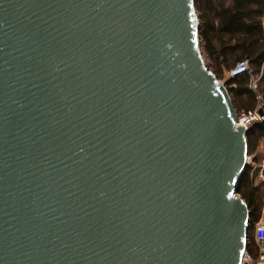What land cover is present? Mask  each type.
<instances>
[{"label":"water","instance_id":"95a60500","mask_svg":"<svg viewBox=\"0 0 264 264\" xmlns=\"http://www.w3.org/2000/svg\"><path fill=\"white\" fill-rule=\"evenodd\" d=\"M200 37L196 0H0V264H243L248 130Z\"/></svg>","mask_w":264,"mask_h":264},{"label":"trees","instance_id":"16d2710c","mask_svg":"<svg viewBox=\"0 0 264 264\" xmlns=\"http://www.w3.org/2000/svg\"><path fill=\"white\" fill-rule=\"evenodd\" d=\"M196 10L201 23L203 51L215 63L213 73L220 80L223 68L232 70L240 62H249L250 72L231 79L225 86L235 99L233 104L237 112L256 109L257 93L249 87L254 73H260L264 64V0H196ZM257 91L263 101L264 74ZM247 138L251 155L258 141L264 139V124L253 125ZM254 174L248 165L237 192L248 205L251 228L260 220L264 194V184L255 185ZM252 247L258 251L254 235L250 234L248 252L252 253Z\"/></svg>","mask_w":264,"mask_h":264},{"label":"built area","instance_id":"2783aa9c","mask_svg":"<svg viewBox=\"0 0 264 264\" xmlns=\"http://www.w3.org/2000/svg\"><path fill=\"white\" fill-rule=\"evenodd\" d=\"M248 72H250L249 62L243 61L229 71V77L233 79ZM251 86L253 89H257V81L252 80ZM263 105L264 103H260L254 110L237 112V126L243 127L249 131L255 124H264V115L259 114V110L262 109ZM248 163L249 165L252 163L251 158H248ZM258 169V174L255 177V185L257 186L264 184V161ZM253 235L258 248V261L254 263L252 256L246 253L243 264H264V222L259 221L253 226Z\"/></svg>","mask_w":264,"mask_h":264},{"label":"rangeland","instance_id":"374dc122","mask_svg":"<svg viewBox=\"0 0 264 264\" xmlns=\"http://www.w3.org/2000/svg\"><path fill=\"white\" fill-rule=\"evenodd\" d=\"M202 50H203V48H202ZM203 53H204V51H203ZM204 59L206 61V64L208 65V67L211 69V71L212 72L216 71L215 63L213 61H211L210 59H208L206 57L205 53H204ZM222 82L224 83V81H222ZM249 158H251V160H252V163L250 164V166L253 168V171H255V174H254V177H253L254 178V182H255V179H256L255 177L258 174V170H259L258 168H256V170H255V166L256 167H260L262 165V162L264 161V139H261V140L258 141L257 146L255 148V151L251 155H249ZM263 205H264V194H263ZM259 221L264 222V209H263V206H262V211H261V216H260V220ZM250 234L251 235L253 234V228H251ZM247 253H249L252 256L254 263H257V261H258V251L255 250V248H253L252 249V253L248 252V250H247Z\"/></svg>","mask_w":264,"mask_h":264},{"label":"crops","instance_id":"0c3cea01","mask_svg":"<svg viewBox=\"0 0 264 264\" xmlns=\"http://www.w3.org/2000/svg\"><path fill=\"white\" fill-rule=\"evenodd\" d=\"M262 26H263V29H264V18L262 19ZM231 69V68H230ZM230 69H226V68H223L222 70V81H224V83H227L231 80V78L229 77V70ZM263 74H264V64L262 65L261 69H260V73H254L253 75V78L251 79V83H252V80H256L257 81V85L258 83H260L262 77H263ZM251 83H250V87L249 89L251 91H253L254 93H257V100H258V105L257 107L260 105V103H264V100L262 101L261 98H260V93L257 91V89H253L252 86H251ZM234 97L232 96V101L234 102ZM256 107V108H257ZM258 168L255 166V169Z\"/></svg>","mask_w":264,"mask_h":264}]
</instances>
